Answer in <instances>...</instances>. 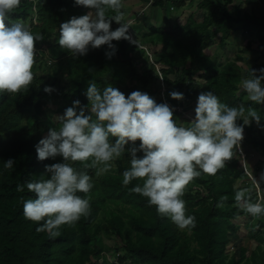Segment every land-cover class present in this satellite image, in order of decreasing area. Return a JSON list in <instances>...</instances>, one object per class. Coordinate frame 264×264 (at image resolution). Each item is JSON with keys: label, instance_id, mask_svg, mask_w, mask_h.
<instances>
[{"label": "trees", "instance_id": "1", "mask_svg": "<svg viewBox=\"0 0 264 264\" xmlns=\"http://www.w3.org/2000/svg\"><path fill=\"white\" fill-rule=\"evenodd\" d=\"M169 1L179 9L196 0ZM167 3L154 0L152 5L164 8ZM196 8L201 9V19L193 11ZM88 11L74 0H22L5 20L6 26L23 23L44 38L34 44L35 75L28 92L0 95V264H264V217H252L235 201L237 191L245 192L252 202L264 198L256 181L249 178L250 166L243 165L245 158L239 151L215 176L204 174L188 186L182 198L186 214L195 217L196 226L190 230L179 229L158 215L147 198L130 190L137 183L142 185V180L122 184V173L130 167L127 152L99 176L96 169H84L81 162H74L94 183L87 194L89 215L74 227L64 225L58 237L49 238L46 232L36 231L37 223L25 219L23 201L35 197L26 182L45 174V165L62 162V157L37 159L35 145L49 129L60 127V121L48 114L53 106L68 108L75 100L88 105L89 81L101 89L113 86L126 97L136 90L146 92L157 103H167L177 122L184 125L194 118L184 109L207 91L229 106H252L264 118V104H253L240 91L241 80L251 78V70L259 75L258 70L264 68V12L249 13L237 0H199L194 9L184 10L186 16L175 25H152L148 17L129 24L137 45L123 39L113 41L116 52L109 59L106 45L76 57L58 44L60 24ZM122 12L121 23H126L128 15ZM117 27V22L111 24L112 30ZM241 29L250 40L231 58L225 48ZM45 83L54 89L51 93L44 91ZM173 91L184 95L176 104L170 96ZM44 110L49 113H41ZM243 140L254 150L244 149L247 156H258L253 169L257 177L264 173V119L260 125L255 121L244 125ZM10 158L14 166L6 169L4 162ZM17 185H25L24 191L18 192ZM248 216L253 223L244 239L257 244L253 248L242 244L238 255L231 235L239 233L240 219Z\"/></svg>", "mask_w": 264, "mask_h": 264}, {"label": "clouds", "instance_id": "2", "mask_svg": "<svg viewBox=\"0 0 264 264\" xmlns=\"http://www.w3.org/2000/svg\"><path fill=\"white\" fill-rule=\"evenodd\" d=\"M21 2L0 0V95L28 92L35 75L34 44L44 38L23 23L5 25ZM74 4L90 11L60 24L58 44L68 53L84 56L90 49L106 45L110 51L105 55L110 59L116 52L113 41L123 39L137 45L129 34V24L121 23L123 0H74ZM109 11L116 14L110 16ZM113 21L119 24L115 30L111 28ZM256 71L251 70V78L241 80L240 91L253 104H264V68L258 70L259 75ZM53 90L51 86L44 88L46 93ZM85 95L89 104L73 101L57 117L60 127L49 129L35 145L40 161L62 157V162L45 165V174L39 179L26 182L28 192L35 197L23 201V215L38 224L37 232H46L49 238L58 237L62 226L74 227L81 217L89 215L87 194L94 183L87 171L74 167V162H81L84 169H96L99 176L126 152L131 160L122 173V184L142 180V185L137 183L130 190L147 198L158 215L169 218L179 229L195 228V217L186 214L182 198L188 186L204 174L215 176L223 169L240 149L244 125L252 121L260 125L264 119L256 108L229 106L213 91L198 95L194 118L187 125L177 122L167 103H157L146 92L136 90L126 97L113 86L101 89L89 81ZM170 96L184 98L177 91ZM239 120L242 125L237 124ZM13 166L11 158L4 162L6 169ZM24 189L25 185H17L18 192ZM235 201L252 217H264V198L252 202L245 192L237 191Z\"/></svg>", "mask_w": 264, "mask_h": 264}, {"label": "rangeland", "instance_id": "3", "mask_svg": "<svg viewBox=\"0 0 264 264\" xmlns=\"http://www.w3.org/2000/svg\"><path fill=\"white\" fill-rule=\"evenodd\" d=\"M142 1H143V3H142ZM142 1L123 0L122 9L126 12L125 15H128L126 23L132 25L133 22L135 24V23L141 21L143 18L145 20V18L148 17V20H149V18H151L150 23L152 25L167 26L168 22L165 21V18L162 14V12H163L162 10L167 11L168 8L170 6H172L171 1L168 0L166 7H164L165 9H162V7L160 8V6L152 5L154 0H149L150 3H148L147 0H145V2L148 3L147 5H144V0H142ZM196 1L194 3H192L194 5V7L199 2V0H196ZM237 2L249 13L260 14V13L264 12V4L260 1H259L260 3H258L257 0H250V2H247L246 0H237ZM190 3L191 2L188 3L189 4L188 6L184 7L185 10L192 8V5ZM124 8H127V9H124ZM128 8L129 9L131 8L132 10L128 11L129 10ZM172 8H174V7L172 6ZM193 11H197L196 12L197 19H201V9L196 8ZM131 12H134V13H131ZM169 13L171 15H175V12L169 11ZM125 17L126 16H124V18ZM148 20H146V22H148ZM114 22L115 21H113L112 23H114ZM249 40H250L249 34L244 32V30L241 29L238 32V34L233 35V37L231 39V43L228 46H226V48H225V53H227L229 57L235 58L237 53H239V50L241 48H244L247 45ZM219 51L223 54V51L221 50V48L219 49ZM243 54L245 56H252V54L250 52H245ZM66 85L67 84L64 83L61 87L59 86L60 87L59 91H61L63 88H65ZM46 86H51V85H49L48 83H45L44 88ZM172 100H173L174 104L178 103V101L179 102L181 101V100H175V99H172ZM171 106H173V105H171ZM178 107L181 108V106H178ZM195 107H196V103L192 106H188L184 110H188V112H187L188 116L193 118L195 115V113H194ZM66 108H67V106H65V107L53 106V109L50 113L47 110L41 111V113H45V114L49 113L48 115H50L55 120H58L57 117L62 116L64 114V110ZM249 148H250L249 142L247 140H242L240 149L238 151L241 152V154H243V156L245 158L243 160V165L244 166H246V165L250 166L249 168L247 167L249 178L253 181H256V180L258 181L259 184H257V181H256V186H257L258 192H259V194H261V197H264V179H262V178H264V173L263 172L259 173V175L257 177L253 174V169H255L256 164H258V156L254 155L253 153H251L250 155L247 156V153L244 151V149L248 150ZM250 149H252V148H250ZM253 152H254V150H253ZM240 222H241V229H240L239 233L231 235L233 240H234L233 246L235 247V251L237 252L238 255H239V248L242 244L247 245V246L252 247V248L255 247L257 244L254 240L249 243L246 239H244L245 236L247 235V232L251 228V224L253 223V218L250 216L243 217L240 219ZM229 247L231 248L232 244L229 245Z\"/></svg>", "mask_w": 264, "mask_h": 264}, {"label": "crops", "instance_id": "4", "mask_svg": "<svg viewBox=\"0 0 264 264\" xmlns=\"http://www.w3.org/2000/svg\"><path fill=\"white\" fill-rule=\"evenodd\" d=\"M136 1H142V0H136ZM258 1L259 0H257V2ZM147 2L150 3L149 0H147ZM147 2H145V0H144V5H147L148 4ZM142 3H143V1H142ZM190 4L192 5V8H190V9H194L197 6L198 3L196 4L195 7H194V5L192 3H190ZM188 5L189 4H187L186 6H188ZM162 9H165V8H162ZM184 10H185L184 7L178 9V8H172V6H170L167 11L162 10L163 11L162 14H163V16L165 18V21L168 22L167 25H171V24L175 25L177 23V21H179L182 17L186 16ZM169 11L175 12V15H171L169 13ZM132 13H134V12H132ZM188 17L189 16H187L186 19Z\"/></svg>", "mask_w": 264, "mask_h": 264}, {"label": "bare ground", "instance_id": "5", "mask_svg": "<svg viewBox=\"0 0 264 264\" xmlns=\"http://www.w3.org/2000/svg\"><path fill=\"white\" fill-rule=\"evenodd\" d=\"M258 3H260L259 1H258ZM264 4V3H263Z\"/></svg>", "mask_w": 264, "mask_h": 264}]
</instances>
